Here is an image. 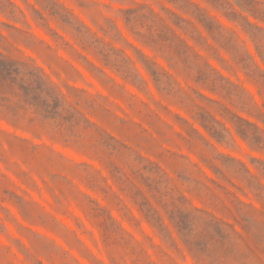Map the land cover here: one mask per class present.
Here are the masks:
<instances>
[{"label": "rangeland", "instance_id": "1", "mask_svg": "<svg viewBox=\"0 0 264 264\" xmlns=\"http://www.w3.org/2000/svg\"><path fill=\"white\" fill-rule=\"evenodd\" d=\"M0 264H264V0H0Z\"/></svg>", "mask_w": 264, "mask_h": 264}, {"label": "trees", "instance_id": "2", "mask_svg": "<svg viewBox=\"0 0 264 264\" xmlns=\"http://www.w3.org/2000/svg\"><path fill=\"white\" fill-rule=\"evenodd\" d=\"M12 80V79H11ZM25 85H26V83H25ZM11 109V107H8V110H10ZM12 111V110H11Z\"/></svg>", "mask_w": 264, "mask_h": 264}]
</instances>
